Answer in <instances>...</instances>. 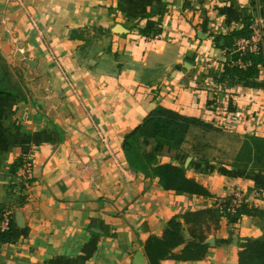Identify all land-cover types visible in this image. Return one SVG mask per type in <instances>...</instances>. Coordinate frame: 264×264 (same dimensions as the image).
Listing matches in <instances>:
<instances>
[{
    "label": "crops",
    "instance_id": "crops-1",
    "mask_svg": "<svg viewBox=\"0 0 264 264\" xmlns=\"http://www.w3.org/2000/svg\"><path fill=\"white\" fill-rule=\"evenodd\" d=\"M149 17L161 31L142 32ZM258 18L264 0H0V79L12 88L0 93V217L21 210L28 228L0 241V264H150L146 241L175 217L185 242L160 264H239L264 238V169L143 138L211 195L179 193L132 169L124 141L158 106L264 136V73L225 76L233 55L216 43ZM27 156L32 181L13 206V166ZM237 189L252 214L186 221ZM190 241L208 245L203 256L185 252Z\"/></svg>",
    "mask_w": 264,
    "mask_h": 264
},
{
    "label": "trees",
    "instance_id": "trees-1",
    "mask_svg": "<svg viewBox=\"0 0 264 264\" xmlns=\"http://www.w3.org/2000/svg\"><path fill=\"white\" fill-rule=\"evenodd\" d=\"M252 23L253 20L248 19V25L245 29L234 30L227 35L219 36L216 39V43L224 49L231 48L237 38L250 37L253 34V30L250 27ZM155 31H161V28L158 27L154 19L149 17L142 32L144 34H152ZM237 58L238 54L236 53L233 55V59L235 60ZM243 59H251L253 61L252 65L247 68H240L237 65H226L224 75L227 76L229 74V77L232 79L249 80L257 77L261 73L262 69L260 64L263 62L261 56L248 54ZM11 89L8 81L0 83V93L11 94ZM193 127L213 128V125L197 116L185 115L174 109L158 106L145 117L142 123L126 135L124 150L131 168L144 174L147 178H157L166 189L179 193L204 196L211 195V192L205 185L194 178L188 177L186 170L182 166L173 163H161L156 153L145 151L141 146V140L143 138H153L163 144L179 148L184 144L188 133ZM21 163L22 158L13 166V173H16ZM20 188L21 192L19 193L17 202L18 204H23L25 202L26 194L24 189L26 185L22 184ZM253 212L254 208L250 203L245 202L238 213L234 215L227 214L216 205L215 208H203L189 212L185 215V219L187 222L193 219H207L217 228L219 227L221 215H225L231 221L236 222L239 221L243 214H252ZM2 218L3 215L0 217V222ZM183 229V222L175 217L169 221L162 236L153 235L146 241L145 250L150 264H160L162 259L175 256L174 249L185 242ZM27 234L28 228L19 227L16 223L15 216L8 230H2L0 227V241L2 242H13ZM199 238L203 240L204 236L200 235ZM207 248L208 245L202 244L200 241H190L185 248V252L200 258ZM239 264H264V238L249 239L247 241L245 247L239 253Z\"/></svg>",
    "mask_w": 264,
    "mask_h": 264
},
{
    "label": "rangeland",
    "instance_id": "rangeland-1",
    "mask_svg": "<svg viewBox=\"0 0 264 264\" xmlns=\"http://www.w3.org/2000/svg\"><path fill=\"white\" fill-rule=\"evenodd\" d=\"M185 142V147L200 155L245 168L264 169V136L237 134L213 124V128L191 129Z\"/></svg>",
    "mask_w": 264,
    "mask_h": 264
},
{
    "label": "built area",
    "instance_id": "built-area-1",
    "mask_svg": "<svg viewBox=\"0 0 264 264\" xmlns=\"http://www.w3.org/2000/svg\"><path fill=\"white\" fill-rule=\"evenodd\" d=\"M251 29L253 34L250 37H239L235 40L231 48H225V52L231 55L238 54V58L232 61L233 65H237L240 68H247L252 65L253 61L251 59L244 60L243 57L248 54L259 55L263 58V62L260 64L262 73H264V26L261 23V19L258 18L251 24ZM225 116L222 120L223 124H228V119L232 117L231 112H225ZM33 161L30 157H24L22 163L16 171V178L19 183L16 184L19 193L21 192L20 186L25 184L26 187L29 186L32 174ZM26 188L24 189V192ZM258 191L255 190V193ZM19 193L13 198L12 204L14 206L15 199L19 197ZM246 202L245 193L237 189L230 195L220 197L217 199V207L225 211L229 215H234L238 213L241 206ZM15 211L8 209L4 212L3 218L0 222V227L2 230H8L11 226V221L14 219Z\"/></svg>",
    "mask_w": 264,
    "mask_h": 264
},
{
    "label": "water",
    "instance_id": "water-1",
    "mask_svg": "<svg viewBox=\"0 0 264 264\" xmlns=\"http://www.w3.org/2000/svg\"><path fill=\"white\" fill-rule=\"evenodd\" d=\"M3 81H5V78H4V77H2V78L0 79V83H3ZM15 219H16L17 225H18L19 227L24 228V227L26 226L25 218H24L23 212H22L21 210H17V211H16ZM138 257H139V259H138V262H139L140 259L143 258L142 253H140V254L138 255Z\"/></svg>",
    "mask_w": 264,
    "mask_h": 264
}]
</instances>
